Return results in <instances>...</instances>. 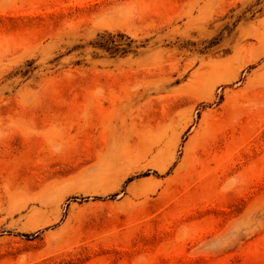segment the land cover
Listing matches in <instances>:
<instances>
[{
  "label": "rangeland",
  "instance_id": "374dc122",
  "mask_svg": "<svg viewBox=\"0 0 264 264\" xmlns=\"http://www.w3.org/2000/svg\"><path fill=\"white\" fill-rule=\"evenodd\" d=\"M0 264H264V0H0Z\"/></svg>",
  "mask_w": 264,
  "mask_h": 264
}]
</instances>
